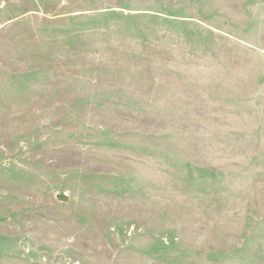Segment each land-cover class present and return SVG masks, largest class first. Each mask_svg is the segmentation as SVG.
<instances>
[{
	"label": "rangeland",
	"instance_id": "rangeland-1",
	"mask_svg": "<svg viewBox=\"0 0 264 264\" xmlns=\"http://www.w3.org/2000/svg\"><path fill=\"white\" fill-rule=\"evenodd\" d=\"M0 264H264V0H0Z\"/></svg>",
	"mask_w": 264,
	"mask_h": 264
}]
</instances>
